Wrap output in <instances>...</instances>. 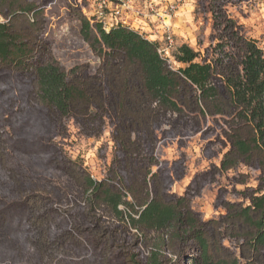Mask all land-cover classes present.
Wrapping results in <instances>:
<instances>
[{"label":"trees","instance_id":"obj_1","mask_svg":"<svg viewBox=\"0 0 264 264\" xmlns=\"http://www.w3.org/2000/svg\"><path fill=\"white\" fill-rule=\"evenodd\" d=\"M87 1L69 2L99 61L94 73L86 65L67 71L52 56L43 8L0 0V221L23 219L8 244L45 264H264V51L226 13L227 0H212L215 44L204 54L181 44L174 60L182 66L174 69L158 42L123 24L105 30L82 14ZM12 78L22 82L18 97ZM208 120L223 146L211 175L233 172L229 180L245 186L237 194L247 203L225 202L224 215L204 220L187 193L167 192L154 150L164 125L180 135ZM69 122L87 138L110 128L114 157L105 179L44 143L64 138ZM9 147L65 181L41 180L19 158L10 165ZM241 167L257 174L254 187ZM128 230L151 248L147 258L122 244Z\"/></svg>","mask_w":264,"mask_h":264},{"label":"rangeland","instance_id":"obj_2","mask_svg":"<svg viewBox=\"0 0 264 264\" xmlns=\"http://www.w3.org/2000/svg\"><path fill=\"white\" fill-rule=\"evenodd\" d=\"M27 1L43 8L46 14L44 23L49 39L50 52L60 65L67 71L75 66L86 65L90 73H94L99 61L80 36V23L73 16V7L71 2H69L71 0ZM211 1L195 0L192 4L193 7L188 6V11L178 13L173 18V23H176L173 31L176 47L169 50L167 54L162 53V56L167 59L174 69L182 66L174 60L176 49L181 44H187L201 54H204L210 45L215 44L212 39L213 18L210 11ZM92 3V0L87 1V5ZM223 4L226 13L240 25L248 24V28L250 27L252 30L259 27L260 31L257 33L255 40L264 51V0H227ZM259 9L262 10L259 11ZM94 18L98 20L96 17ZM0 21L2 20L0 19ZM146 36L154 39L151 41L158 42L159 48L164 47V42L159 39V35L154 33L153 28L151 32L146 33ZM12 79L16 96L18 97L20 96V90H22L20 86L22 82L17 78ZM10 116L11 114L6 112V120ZM7 124L5 125L6 132L13 136L12 125ZM169 128L168 125H164L162 130L165 133L158 132V142L154 150V156L159 162L158 167L169 194L183 195L187 193L191 198L193 209L204 220L217 219L219 216L224 215L223 204L225 202L247 203V200L244 201L237 194L238 191L244 190L245 186L233 185L229 180L233 176V172L216 177L211 175L212 167L218 165L223 150V146L219 141L220 130L212 121L208 120L202 130L196 133L187 129L180 135H175L172 129L170 130ZM48 142L60 147L67 159L81 163L82 168L93 179L103 180L106 178L107 169L114 157V147L110 138L109 127H107L101 137L87 138L79 133L75 124L69 122L67 123V133L64 138L57 136L44 140V143ZM17 151L9 147L10 161L8 163L10 165H14L16 163L15 159L19 158L22 164L27 168H31V171L35 175H39L41 180H50L52 183L58 184H62L65 181L64 177H58L59 174L52 169H41L36 166L35 156ZM158 167L153 166L151 168L152 172H156ZM238 172L249 174L250 178L246 187H254L256 185L254 181L256 173L249 172L244 167L239 168ZM128 200H131L130 196H128ZM22 220L21 217L11 215L10 218L5 217L0 221V264H45L31 252L24 253L21 249L23 248L22 246L15 247L13 244H8V242L13 243L12 237L15 234L22 232ZM108 222L115 225L112 220H108ZM128 232L129 237L125 238L122 235V244L124 246L128 244V246H125L127 248H135L134 252L137 254L143 252L146 256L145 258H147L150 255L151 248H147L141 242H137L134 231L128 230ZM4 236H6V239ZM224 244L229 246L227 241ZM140 260L141 262L144 261L141 258ZM48 264H56V261ZM114 264L123 263L119 259ZM176 264L187 263L177 259Z\"/></svg>","mask_w":264,"mask_h":264},{"label":"built area","instance_id":"obj_3","mask_svg":"<svg viewBox=\"0 0 264 264\" xmlns=\"http://www.w3.org/2000/svg\"><path fill=\"white\" fill-rule=\"evenodd\" d=\"M91 5L83 8L86 17H96L105 30L116 24L128 26L123 16L125 13L138 14L132 7V0H92ZM146 3L145 16L153 19L154 33L164 42V47L159 48V53L167 54L176 47L175 34L173 32V18L178 13L184 0H144ZM157 2L162 3L159 9ZM144 15V14H143ZM129 27V26H128Z\"/></svg>","mask_w":264,"mask_h":264},{"label":"crops","instance_id":"obj_4","mask_svg":"<svg viewBox=\"0 0 264 264\" xmlns=\"http://www.w3.org/2000/svg\"><path fill=\"white\" fill-rule=\"evenodd\" d=\"M195 0H184L182 5L180 6V9L178 13L188 11V6L193 7V3ZM132 7L135 11L138 12L139 15L134 13H125L123 18L125 22L128 24V26L131 29H134L135 31L139 32V34L143 35L148 40H154L151 37L146 36V33L151 32L152 27L154 26L153 19L147 18L145 16L146 10V3L144 0H132ZM157 7L161 9L163 7L162 3L157 2ZM262 9H259L261 11ZM177 13V14H178ZM144 14V15H143ZM176 23H173V31H174V25ZM250 26V25H249ZM245 34L252 38L256 39L257 33H259L260 29L259 27H256L255 30H252L250 27L248 28V24H244ZM145 34V35H144Z\"/></svg>","mask_w":264,"mask_h":264}]
</instances>
